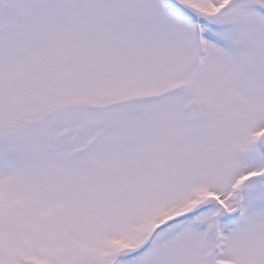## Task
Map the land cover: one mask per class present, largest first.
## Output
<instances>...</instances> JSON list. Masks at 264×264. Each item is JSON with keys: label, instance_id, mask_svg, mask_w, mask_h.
Instances as JSON below:
<instances>
[{"label": "snow or ice", "instance_id": "6c2138e0", "mask_svg": "<svg viewBox=\"0 0 264 264\" xmlns=\"http://www.w3.org/2000/svg\"><path fill=\"white\" fill-rule=\"evenodd\" d=\"M0 264H264V0H0Z\"/></svg>", "mask_w": 264, "mask_h": 264}]
</instances>
